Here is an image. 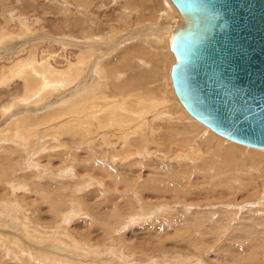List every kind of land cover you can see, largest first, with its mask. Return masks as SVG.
<instances>
[{
  "label": "rangeland",
  "instance_id": "obj_1",
  "mask_svg": "<svg viewBox=\"0 0 264 264\" xmlns=\"http://www.w3.org/2000/svg\"><path fill=\"white\" fill-rule=\"evenodd\" d=\"M19 17L25 19L22 24ZM181 24L170 0H0V134L16 118L38 122L31 133L34 144L20 145L23 152L8 156L0 143V158L5 159L0 160V264H17L21 258L28 264H264V162L258 166L260 176L252 180L254 171L242 167L246 154L239 153L231 162L213 147L207 153L215 133L198 122L195 129L186 120L189 115L172 87L175 59L172 63L168 57L172 52L166 40ZM89 52L94 57L67 91L4 111L24 94L23 81L15 76L38 63L28 62L29 57L35 55L36 61L48 60L64 70ZM99 61L107 65L106 94L111 99L123 98L130 88H144L170 100L169 106L152 102L153 112L146 115L150 120L160 111L166 113V107L172 108V116L156 125L155 120L149 123L145 149L127 147L137 121L133 127L116 121L99 127L80 115V122L91 123L78 129L81 135H73L67 127L77 118L75 113L43 119L58 98L70 97L99 75L94 67ZM118 75L124 91L113 83ZM92 106H99V101ZM177 116L181 121L175 122ZM221 140L225 147L252 148ZM198 145L199 153L193 150ZM126 150H132L130 157L121 155ZM12 249L22 253L20 259L8 254Z\"/></svg>",
  "mask_w": 264,
  "mask_h": 264
},
{
  "label": "water",
  "instance_id": "obj_2",
  "mask_svg": "<svg viewBox=\"0 0 264 264\" xmlns=\"http://www.w3.org/2000/svg\"><path fill=\"white\" fill-rule=\"evenodd\" d=\"M185 19L170 77L185 110L215 134L264 149V0H171Z\"/></svg>",
  "mask_w": 264,
  "mask_h": 264
},
{
  "label": "bare ground",
  "instance_id": "obj_3",
  "mask_svg": "<svg viewBox=\"0 0 264 264\" xmlns=\"http://www.w3.org/2000/svg\"><path fill=\"white\" fill-rule=\"evenodd\" d=\"M170 3L172 4L173 8L175 9V11H178V9L175 7V5L172 3V1L170 0ZM6 7V6H5ZM89 8V7H87ZM82 9V8H81ZM86 9V8H85ZM84 11V10H83ZM137 12V11H136ZM180 17L182 18V24L179 25V27H176V28H171V32H170V35H169V39L166 37V40H169V42H167L168 44V47L170 46V41H171V38H172V35L173 33L175 32V30H177V28H181L184 23H185V19L184 17L182 16V14L178 11ZM167 14V13H166ZM128 16H131L130 14ZM133 16V15H132ZM131 16V17H132ZM131 17H129V21H131ZM20 22L21 24L25 21L24 18H20ZM89 20V19H88ZM178 22V21H177ZM93 24V23H92ZM173 25V24H172ZM94 26V25H93ZM22 29V28H21ZM111 31H114L113 29ZM24 32V31H22ZM90 32V31H89ZM88 32V33H89ZM7 33V32H6ZM5 33V34H6ZM11 35V34H10ZM9 35V36H10ZM86 35V34H85ZM89 35V34H88ZM159 35V34H158ZM6 37V36H5ZM86 37V36H85ZM95 37V36H93ZM102 37V36H101ZM122 37V36H121ZM7 38V37H6ZM2 39V38H1ZM0 39V40H1ZM4 39V38H3ZM86 39V38H85ZM161 39V38H160ZM89 40V39H88ZM94 40V38H93ZM96 40V39H95ZM98 40H99V37H98ZM125 40V39H124ZM120 42V41H119ZM141 42V41H140ZM90 43V42H89ZM166 43V42H165ZM100 44V43H99ZM143 46L145 45V43H141ZM98 45V44H97ZM160 45V44H159ZM99 46V45H98ZM97 47V46H96ZM142 47V46H140ZM170 48V47H169ZM82 49V48H81ZM159 49V48H158ZM91 50V48H90ZM145 50V49H144ZM143 50V51H144ZM170 50V49H169ZM92 51H96L95 49L92 50ZM128 51V50H127ZM141 51V50H140ZM130 52V51H128ZM146 52V51H144ZM87 53H84V54H81L80 58L77 59L78 61L75 62L74 64L73 63H70L67 68H65L64 70H58L57 68H55L51 62H49L48 60H44L43 62H39V61H36V56L34 55L33 53V57H29V59L27 60L28 62H31V61H35V62H38L37 64H35L34 66H30L27 68V70L25 71H20L16 76L15 78L17 77L18 79L20 78L21 81H23L21 85H23L24 88H22L24 90V94H22L23 96L19 99V101L16 103V104H13V105H9L8 104V107L4 110L5 112L6 111H9V110H12L13 108L17 107L18 105H23V106H28V105H33L34 103H40L41 101L43 102V100L49 98L50 96H54L56 94H59L61 93V91L65 90L67 91L76 81H78L80 79V76H82L84 70H86L88 67V62H90L89 60L94 57V54L93 53H88L89 55H86ZM144 54V53H143ZM140 55V54H139ZM77 57V56H76ZM108 57V56H107ZM106 57V58H107ZM168 57L170 58L171 62L173 63L174 62V55L172 53V56H169ZM105 59V58H104ZM108 59V58H107ZM139 59V58H138ZM137 59V60H138ZM143 59V58H142ZM125 60V59H124ZM129 60V59H128ZM136 60V61H137ZM146 60V59H145ZM141 61V60H140ZM146 62V61H144ZM69 63V62H68ZM106 62H97L94 67H95V72L96 75L99 74L101 77H99V75L97 77L93 79H91V83L88 84V86H84L82 89L79 88L80 90H77L76 93L72 94L70 97L66 98V96H62L61 98H58V104H56L55 107H52L50 109H47L46 110V113H45V116L43 117V119H49V121L53 118L55 120L59 119L60 117L63 119L64 117L66 118L67 114H70L71 113H75V116L77 118H74L73 117V121L70 125V127H67V130L68 128L69 129V132L73 135L77 134L79 131L78 129H80L81 131L83 130V127L86 126L88 127V124L90 123H84L83 120L82 122H80L79 120H81L80 115H84L83 118L87 121L89 120H93L95 121L96 124H98L97 126L100 127L101 123L103 126H105V124H109L111 123L112 121H116V122H124V123H127V126H129V124H132L131 127H133L134 125V122L137 121V123H139L138 125H134V130L132 131L131 134H133L131 138H128L130 140H128V143H127V147H129V145H135V146H144L143 149H145V146H148L147 144H149V141L148 143H146V140H147V134L148 133V127H149V123H152L154 120L156 121L155 122V125L156 123L158 122H165V120L169 117H171V113H170V109L172 108H169V107H166L167 109L169 110H166L167 112L165 113V111H160V114L157 116V118L155 119H152L150 120V117H147L146 115H149L150 112H153V110H150L151 108V105H152V102H156L155 104H158L159 106L161 105H168V102H170V100H167V98H165L164 96H160V97H157L155 96L151 91H147L145 90L144 88L143 89H140V88H130L129 90H126V94L124 95V97L122 98L121 96H117V99L113 100L111 99L110 96H108L106 94V90H109L110 89V86H109V80H108V74L106 73L107 69L105 70L104 67H106L107 65H105ZM141 63V62H140ZM150 63V62H149ZM28 64V63H27ZM33 64V62H32ZM143 64V63H141ZM159 64V63H158ZM150 65H152V63H150ZM28 66V65H27ZM144 66V65H143ZM148 66V65H146ZM146 66H144L143 68H145ZM127 67V66H126ZM26 68V67H25ZM151 68V67H150ZM84 69V70H83ZM109 69V68H108ZM148 69V67H147ZM150 70V69H149ZM6 72V71H5ZM93 72V71H92ZM86 73V72H85ZM109 73L110 70H109ZM90 74V73H89ZM118 74V73H117ZM123 74V73H122ZM87 74H85L86 76ZM114 75L113 74V71L111 73V76ZM120 75V74H119ZM119 75L118 76H115L113 77V83L119 85V87H117V85L115 86L116 89H120L122 91H124V88L119 84V81L122 80L121 78H119ZM88 76V75H87ZM90 76V75H89ZM123 76V75H121ZM155 76V75H154ZM93 77V75H92ZM125 77V76H124ZM133 78V77H132ZM89 79V78H88ZM124 79V78H123ZM15 80V79H14ZM93 80V81H92ZM118 80V81H117ZM81 81V80H80ZM3 82V81H2ZM86 82V81H85ZM88 82V81H87ZM172 82V81H171ZM82 83V86H83V82ZM79 83V84H81ZM78 84V83H77ZM87 84V83H86ZM96 84V85H95ZM133 85V83L131 82L129 86ZM121 86V87H120ZM79 87V86H77ZM173 87V85H172ZM76 88V87H75ZM74 88V89H75ZM145 90V91H143ZM174 90V88H173ZM74 91V90H73ZM75 92V91H74ZM63 94V92H62ZM175 94V92H174ZM175 97L177 98L176 94H175ZM99 101V106H92V104L94 102H96V100ZM118 100V101H116ZM173 100L176 101V99L173 98ZM178 100V98H177ZM179 101V100H178ZM55 103V102H54ZM97 104V103H95ZM153 104V105H155ZM181 104V103H180ZM55 105V104H53ZM170 105V104H169ZM168 105V106H169ZM182 105V104H181ZM51 107V106H50ZM97 108H99V110L95 111V112H92L91 110H96ZM155 108V107H153ZM184 108V107H183ZM182 108V109H183ZM185 109V108H184ZM69 110V111H67ZM164 110V109H163ZM10 112V111H9ZM157 112V111H156ZM169 112V113H168ZM186 113L189 115V119L186 118V120H190V125L193 126V128L196 129V122H198L197 120H195L187 111ZM185 117H186V115ZM156 115V114H155ZM175 115V114H174ZM72 116V115H71ZM74 116V114H73ZM176 116V115H175ZM156 117V116H154ZM70 119V118H69ZM171 119V118H170ZM174 119H178V120H175V122H178V121H181L180 118L177 116V118L175 117ZM174 119H171V121ZM194 119V120H192ZM24 120V119H23ZM20 120V119H15L13 120L11 123H9L7 125L8 128H5V132L1 133L0 135H5L4 138H0V143L2 144H5L4 146V149H5V152H7L9 155L8 156H13V154H15L16 152L18 151H22L23 150H20L19 149V146L20 145H24L26 147V145L30 148L31 145L34 144V137L31 135V133L33 132L32 129L36 128L37 126V123L34 124L33 120L35 121V118L33 119L32 117H27L26 120ZM22 121V122H20ZM71 121V120H70ZM111 121V122H110ZM36 122V121H35ZM42 122V121H41ZM46 122V121H45ZM61 122V121H60ZM23 123V124H22ZM93 123V122H92ZM200 122H198L199 124ZM48 124V123H47ZM63 124V122H62ZM65 124V123H64ZM68 125V123H66ZM113 124V122H112ZM111 124V125H112ZM119 124V123H118ZM171 124V123H170ZM43 125V124H41ZM40 125V126H41ZM160 125V124H159ZM96 126V127H97ZM203 126V124H202ZM61 127V126H60ZM66 127V126H64ZM95 127V128H96ZM130 127V126H129ZM170 127V126H169ZM206 127V126H205ZM91 128V127H90ZM89 128V129H90ZM122 128V127H121ZM187 131H191L190 129H188V127H185ZM207 128V127H206ZM85 129V128H84ZM97 129V128H96ZM101 129H102V126H101ZM104 129V128H103ZM131 129V128H130ZM155 129V128H154ZM170 129V128H169ZM172 129V128H171ZM67 130H64L65 133L68 132ZM87 130V129H86ZM92 130H93V126H92ZM99 130V128H98ZM106 130V128H105ZM116 130V129H115ZM156 130V129H155ZM160 130V129H159ZM168 130V129H167ZM183 132L185 131L184 129H182ZM208 130L210 131V129L208 128ZM36 131V130H35ZM87 131H90V130H87ZM94 131V130H93ZM124 133H125V130H123ZM169 131V130H168ZM171 131V130H170ZM169 131V132H170ZM24 134H23V133ZM84 132V131H83ZM211 132V131H210ZM16 133H18L19 135H17ZM21 133V134H20ZM27 133H30V136L26 135ZM60 133V132H59ZM189 133V132H188ZM187 133V134H188ZM57 134V133H56ZM80 134V132H79ZM83 134V133H82ZM88 134V133H86ZM91 134V133H90ZM95 134V133H94ZM128 134V133H127ZM152 134V133H151ZM171 134V133H170ZM81 135V134H80ZM78 135V136H80ZM98 135V134H97ZM150 135V134H149ZM216 135V137H215ZM213 136H211V140H210V143L207 144V153L209 152V150H212V147L214 148L213 150H215L217 152L218 155H220L221 158H223V160H226V161H231V162H235V159L238 158V154L241 153L243 155L246 154L247 156V160L246 161H242V162H246V163H242V167L245 168L246 166L250 167L253 171H254V174L250 173V177L252 180L255 179V175H258L260 176V165L264 162V149H255V148H245L243 150L239 149L238 147L240 146H237V145H233V144H230L228 146H224V144L222 143V140L221 136L215 134ZM35 136V135H34ZM77 136V135H76ZM198 136V135H197ZM218 136V137H217ZM3 137V136H2ZM55 137V135L53 136ZM52 137V138H53ZM58 137V136H57ZM87 137V136H86ZM89 137V135H88ZM92 137V136H91ZM220 137V139H219ZM104 138V137H103ZM191 137L187 138L185 143L184 144H188V142H190V139ZM57 139V138H56ZM91 139V138H90ZM150 139V137H149ZM224 139V138H223ZM226 139V138H225ZM24 140L25 143H22L20 141ZM89 140V139H88ZM96 140V139H95ZM105 140V139H104ZM172 140V139H171ZM85 141V140H84ZM173 141V140H172ZM230 141V140H229ZM108 142V141H107ZM50 143V142H49ZM62 143V142H61ZM86 143V142H85ZM88 143V141H87ZM144 143V144H143ZM52 144L51 143V147H52ZM64 144V142L62 143ZM61 144V145H62ZM171 145V144H170ZM183 145V144H182ZM190 145V144H189ZM239 145V144H238ZM184 146V145H183ZM56 147V146H55ZM60 147V145H59ZM64 147V146H63ZM22 148V147H20ZM39 148V147H38ZM54 148V147H52ZM130 148V147H129ZM1 149V148H0ZM121 149V148H120ZM128 149V148H127ZM41 150V149H39ZM134 150V149H133ZM142 150V149H141ZM195 152L199 153L201 151L200 149V146H196L195 149H193ZM60 151V150H59ZM66 151V149H65ZM71 151V150H70ZM12 152H14L12 154ZM25 152V151H24ZM31 152V151H30ZM115 152V151H114ZM132 152V150H131ZM130 152V153H131ZM140 152V151H139ZM184 152V151H183ZM193 152V153H195ZM20 153V152H19ZM129 151H124V152H121V155L125 156V157H130V154ZM146 153V151H145ZM22 154V153H21ZM168 154H171L170 152H168ZM67 155V154H66ZM142 155V154H141ZM145 155V154H144ZM4 156H5V153H4ZM117 156V155H116ZM190 157H193L194 155H189ZM7 157V156H6ZM64 157V156H63ZM188 157V156H187ZM201 157V156H199ZM13 158V157H12ZM190 159H193V158H190ZM198 159V157H197ZM1 161H5V159H3L2 157L0 158ZM8 160V159H7ZM194 160V159H193ZM225 161V162H226ZM230 163V162H229ZM232 164V163H231ZM238 164V163H237ZM236 164V165H237ZM239 165V164H238ZM264 165V164H263ZM240 166V165H239ZM260 166V167H258ZM237 167V166H236ZM35 168V167H34ZM64 168V167H63ZM181 168H183L181 166ZM187 168V167H186ZM238 169V168H237ZM244 171H246L247 173H249V169L246 168L244 169ZM33 172V171H32ZM62 172V171H61ZM36 174V173H35ZM34 174V175H35ZM40 174V172H39ZM65 175V174H63ZM67 175V174H66ZM69 175V174H68ZM242 175H246V173L242 174ZM19 177V176H18ZM59 177V176H57ZM244 178V176H242ZM36 178V177H35ZM40 178V177H39ZM245 179V178H244ZM20 180V179H19ZM114 181V180H113ZM16 182V181H15ZM62 182V181H61ZM240 182V181H239ZM242 182V181H241ZM248 182V181H247ZM20 183V182H19ZM64 183V182H62ZM68 183V182H67ZM243 183V182H242ZM241 183V184H242ZM246 183V182H245ZM65 184V183H64ZM21 185V184H19ZM59 185V183H58ZM57 185V186H58ZM79 185V184H78ZM82 185V184H81ZM248 185V184H247ZM250 185V184H249ZM12 188V187H11ZM78 188V187H77ZM129 188V187H128ZM60 189V188H59ZM21 190V189H20ZM75 190L78 191V189L75 188ZM250 190V189H249ZM42 191V190H41ZM79 192V191H78ZM117 192V191H116ZM76 193V192H75ZM260 193V192H259ZM77 194V193H76ZM264 194V193H263ZM61 195V194H60ZM116 196V195H115ZM64 198V197H63ZM18 199V198H16ZM72 199V198H71ZM17 202V200H16ZM76 202V200H75ZM73 202V203H75ZM144 202V201H143ZM72 203V202H71ZM33 204V203H32ZM77 204V203H75ZM11 205V204H10ZM80 205V204H79ZM88 205V204H87ZM76 206V205H75ZM10 207V206H9ZM62 208V207H61ZM76 208V207H75ZM143 208V207H142ZM13 209V208H12ZM51 209V208H50ZM54 209V208H53ZM66 209V208H64ZM71 209V208H70ZM7 210V209H6ZM22 211V208L20 209ZM24 210V209H23ZM52 210V209H51ZM13 211V210H12ZM20 211V212H21ZM31 211V210H30ZM81 211V210H79ZM79 211H76V212H79ZM143 211V210H142ZM56 212V211H55ZM35 213V212H34ZM54 213V211H53ZM57 214L60 213V212H56ZM14 214H15V211H14ZM28 214V213H27ZM63 214V213H62ZM32 215V214H31ZM66 215V214H65ZM78 215V214H77ZM29 217V216H27ZM32 217V216H31ZM114 218V216H112ZM60 218V217H59ZM29 219V218H28ZM32 219V218H31ZM36 219V218H35ZM39 220V219H38ZM59 220V219H58ZM92 220V219H91ZM100 220V219H99ZM21 221V220H19ZM61 221V220H59ZM102 221V220H101ZM23 222V221H22ZM56 222V221H54ZM21 223V222H20ZM35 223V222H34ZM58 223V221L56 222ZM55 223V224H56ZM96 223V222H95ZM21 225V224H20ZM30 225V224H29ZM28 225V226H29ZM41 225V224H40ZM53 225V224H52ZM65 225V224H64ZM63 225V226H64ZM59 226V224H58ZM56 225V227H58ZM70 226V225H69ZM96 226V225H95ZM27 227V226H26ZM62 227V226H61ZM67 227V226H66ZM34 228V227H33ZM68 228V227H67ZM100 228V227H99ZM107 228V227H106ZM18 230V229H17ZM41 230V229H40ZM57 230V228H56ZM25 231V230H24ZM30 231V230H29ZM65 231V230H64ZM64 231H62L64 234ZM66 231H68L66 229ZM39 232V231H38ZM41 232V231H40ZM56 232V231H55ZM69 233V231L67 232ZM105 233V232H104ZM61 234V233H59ZM79 234V233H78ZM77 234V235H78ZM103 234V233H102ZM45 235V234H44ZM70 235V234H69ZM76 235V234H74ZM35 236V235H34ZM43 236V235H42ZM28 237V236H27ZM70 237V236H69ZM77 237V236H76ZM42 238V237H41ZM74 239V238H73ZM84 239V238H83ZM77 240V239H76ZM75 240V241H76ZM68 241V240H66ZM82 241V240H81ZM80 242V241H79ZM84 242V241H83ZM66 244V242H63ZM62 243V244H63ZM21 244V243H20ZM68 244V243H67ZM70 244V243H69ZM87 244V243H85ZM91 244V243H90ZM9 245V244H7ZM79 245V244H77ZM83 245V244H81ZM64 246V245H63ZM69 246V245H68ZM94 246V245H93ZM10 247V246H9ZM78 247V246H77ZM10 248H13V247H10ZM19 248V247H18ZM70 248V247H69ZM79 248V247H78ZM76 248V249H78ZM74 250V249H72ZM83 250V249H82ZM13 251V249H12ZM27 251V250H26ZM24 251V252H26ZM10 252V250H9ZM88 252V251H87ZM6 253V252H5ZM21 253V252H20ZM20 253L19 251L15 252V250L13 252H10L8 254H13L15 255L16 257H20ZM82 253V252H81ZM29 254V253H28ZM91 254V253H90ZM22 255V253H21ZM28 256V255H25V257ZM33 255L31 254V257ZM83 256V255H82ZM22 257V256H21ZM47 257V256H46ZM12 258V257H11ZM85 258V257H83ZM17 259V258H16ZM15 259V260H16ZM20 259V258H19ZM32 259V258H30ZM51 259V258H50ZM78 259V258H77ZM95 259V258H94ZM164 259V258H163ZM35 260V259H34ZM49 260V259H48ZM58 260V259H56ZM51 261V260H50ZM55 261V259L53 260ZM52 261V262H53ZM59 261V260H58ZM114 261V259H113ZM112 261V262H113ZM173 261V260H172ZM14 262V261H13ZM17 262V261H16ZM20 263H17V264H28V260H25L23 258H21V261H19ZM30 262V261H29ZM81 262V261H80ZM33 263V262H32ZM31 263V264H32ZM111 263V262H110ZM170 263V262H169ZM172 263V262H171ZM179 263V262H178ZM177 263V264H178ZM2 264H10L9 262H2ZM82 264V263H80Z\"/></svg>",
  "mask_w": 264,
  "mask_h": 264
}]
</instances>
